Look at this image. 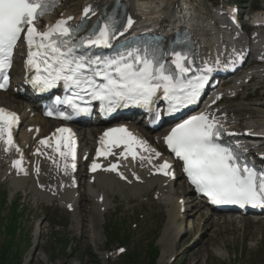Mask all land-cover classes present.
<instances>
[{"label": "snow or ice", "instance_id": "6c2138e0", "mask_svg": "<svg viewBox=\"0 0 264 264\" xmlns=\"http://www.w3.org/2000/svg\"><path fill=\"white\" fill-rule=\"evenodd\" d=\"M48 10L49 0H0V70L10 67L13 49L21 39V34L25 33L24 39L28 46L27 63L33 65L35 58L39 57L47 73L44 78L34 79L33 86L49 88L56 82L63 81L68 87L75 86L82 88L83 91L92 89L93 95L102 100L109 99L114 103L134 101L141 106L149 105L161 87L166 99L175 92L177 84L172 76L164 73V65L157 66L147 57H137L132 63L127 62L123 57L120 60L108 62V68L111 71L94 72V76L106 81V83L97 84L94 78L89 77L88 72L91 64H100L99 58L91 61L74 53L75 49L84 43L99 46L100 39L89 38L81 41V44H73L70 38L71 30L66 26V21H58L46 32L38 31L34 22ZM89 11L90 9H85V14ZM132 23L133 21L129 19L128 24ZM106 29L107 26L101 31V37L107 35ZM172 55L174 56L172 62L176 68L181 72L188 71L184 63L187 56L179 52ZM36 67L39 69L40 64L37 63ZM7 80L8 77L5 76L4 83H0V89L5 88ZM199 86H202V82ZM197 95L198 88L189 94L187 100L189 102L195 100ZM15 121V114L0 109V137L7 131L6 143H11L10 128ZM58 131L70 130L59 129ZM114 133H123L125 137L135 140L125 128L111 129L104 135L112 136ZM219 136L220 131L216 128L214 121L210 120L206 114H201L173 128L165 138V142L168 148L183 160L184 172L187 173L191 183L213 203L240 204L241 206L264 205V174L258 175L246 164L239 163L232 149L216 142ZM66 146L69 149L68 154H71V144ZM102 154L105 153L97 152V155ZM61 155L65 153L61 152ZM19 164L20 161L14 162V165ZM97 167L98 165L93 163L92 169L95 170ZM169 167L170 165L164 162L159 170L164 172ZM115 169L116 165H112L111 170Z\"/></svg>", "mask_w": 264, "mask_h": 264}, {"label": "rangeland", "instance_id": "374dc122", "mask_svg": "<svg viewBox=\"0 0 264 264\" xmlns=\"http://www.w3.org/2000/svg\"><path fill=\"white\" fill-rule=\"evenodd\" d=\"M63 1L66 2V5L72 4L73 6L77 7L79 6V2L81 0ZM202 7L205 8V12L207 13V15H209V10L208 8H206V1L203 2V5H201V2L198 3V9H202ZM246 10L247 8H245V11ZM5 96L7 95L3 94L1 95V98H5ZM261 101L263 102L264 99H262ZM9 103H12L14 106L12 100H9ZM5 188H7L9 192H11L7 184H5L4 186L0 184L1 190H4ZM128 195L129 193L126 192V196ZM13 199H15V203L20 209L21 216L19 217V226L26 234V236L31 234V230L29 229L34 227L38 222L37 216H39L41 220L45 219L46 221H57L61 224L65 223V216L61 211L51 213L48 211L40 210V205L34 206L30 203L32 202L30 199H25L20 195H15ZM116 204L120 205V207H117L115 211L116 213L112 215L111 213L108 214L107 219L109 220L117 217L122 221H125L126 225L122 226V228L124 230V233L129 234L130 236V242L125 245L126 252H138L137 248H141L143 245L142 241L147 240L154 233L157 228L158 222L160 221L161 226L162 223H164L165 208L163 207L162 209H159L156 207H152L151 210L153 212H148L144 219H139L138 215L143 214V210L145 209L144 206H148V204L141 207H136L135 210H131L130 212H126L127 206L125 207V198L116 199ZM7 213V208L3 209L2 215L4 217ZM152 213H154V215H152ZM9 219L10 224L6 228L5 232L7 235L11 234L12 230V214L9 216ZM43 224L46 226V228L45 230H42L41 239L37 241V245L42 246L41 248H34L35 242L33 239H29L28 244H25L23 241L19 242V250L21 251L23 261L26 262V264H66L67 262H69L70 264H119L122 259L121 257H119L113 262L103 261V251L114 249L118 244L116 242L113 243L112 241V243L110 244L111 246L107 247L103 236L98 237L97 235L98 239L96 238V241L99 244L97 246L91 238V235L88 238H84L80 241L77 236L75 237V234H77V232H70L69 229L65 226H59L57 232L50 233V229L49 227H47L48 223L44 222ZM261 227L263 228L261 224H256L253 226L247 225L245 230H238L234 234L230 230H225L222 232L219 229H216L215 226H213V228L217 231L211 232L212 228L208 230L206 226H203L201 229L202 237L199 239L197 237V240L194 239L196 232H194L193 234H187L183 239V233L186 232V230H182L183 233H181V237L178 236L177 238L180 240L179 242H181V240L183 239L182 245L180 243L181 249L187 248L193 240L194 244L188 247V250L185 253V260L184 254H181L182 251H180V255L177 256V259L173 264H184L187 259H196L199 263L202 264L203 262L204 264H264V235L261 234ZM189 230H191V228ZM2 237L3 235L0 234V243L2 242ZM223 240L227 243V248L223 243ZM69 244H72V247L73 249L75 248V250H67V246ZM156 244L159 245L160 249V255L157 258L156 264H166V261L164 260L165 256L163 257L161 254V252L164 251V246H162V244L158 241L156 242ZM173 245L177 247L176 239L175 242L170 245L175 251ZM202 247L206 250L202 251ZM173 249L170 253H173ZM217 250H219V252L223 254L222 258L220 256V258L216 256L215 252ZM33 251L35 252V255L39 256V259H41L42 263L40 261L37 262L34 255L32 256L33 260L30 258V253H32ZM176 251L178 252L179 250L177 249ZM189 254H191L190 258H188ZM166 255L168 256V252L166 253ZM201 257L204 259V261H202ZM161 258L162 261H160ZM43 260H45V262H43Z\"/></svg>", "mask_w": 264, "mask_h": 264}, {"label": "bare ground", "instance_id": "6f19581e", "mask_svg": "<svg viewBox=\"0 0 264 264\" xmlns=\"http://www.w3.org/2000/svg\"><path fill=\"white\" fill-rule=\"evenodd\" d=\"M107 1H109V0H84V2L81 4V8H79L78 10L73 9L69 6H65V7L62 6V12H63L65 17H67L69 15V16L74 18V17H76V15L81 13V9H83L84 7H86L88 5H92V6H98V8L101 9L102 5L105 4ZM121 2L125 3L128 12H130L132 14L137 12V10L134 9V0H122ZM141 8L142 7H140V12H138L137 15L133 16L134 25L136 27V30L140 29V28H137L138 25H140L143 22H149L151 20V18L149 17V13L148 12L145 13V11H147V9H149L150 7L147 6L146 9H141ZM97 11H99V10L97 9ZM160 11H162V8L159 9V12ZM150 12L154 13V10H150ZM189 29L193 33V35L196 37V39L198 40V43L201 46H213L215 44V42H216V38L214 37L215 32H213L212 29L210 30V32H208V31L202 30L200 27H194V25H190ZM251 41H252V46L254 49L252 56L264 58V38H262L259 42L257 40H255L254 38ZM19 52L20 51H18L17 56H18ZM20 62H21V60H18L15 58L16 68L20 67ZM249 71H250L251 76H255L258 78H263V76H264V67L256 66V67L250 69ZM242 79H243V77H242ZM14 83H19V79H17L15 77ZM236 88H238V86H235V89ZM1 95H3V94H0V106H4L7 108L14 109V110L18 111L23 117L25 125H24V128L18 134V139L22 142V144H26L27 142L30 141V135H31V130L29 127L30 125H36L37 124L40 126V135L39 136L45 135L46 133H48L50 131L49 129L52 128V125H49L48 127H46V124L43 122V120H40V116H39L38 112L32 110L34 112V114H33V116L29 117V115L31 114V111L27 110V107L25 105H23L22 107L17 106V108H16L13 106L12 103H9L8 96H5V98H1ZM240 106H244L245 108H250V111H251V112H249L250 115H245L243 117V121H244V123L242 124L243 126L251 127V128H255V129L256 128L264 129V103H260V104L254 103V105H252L251 107H249L248 105L239 104V105H236V108H226V110L230 116V119L232 120L233 125L238 124V122L240 120L237 117V113H238ZM82 141L84 142V146H88L89 136H83ZM2 159H3V156L1 155V151H0V180L3 179V176L5 175V171H6V168L3 167L4 163H3ZM4 180H6V179H4ZM11 180L12 181H11L10 187H12V189H14V190L23 189L25 184H26L25 179H11ZM173 185L174 184L170 183V185L168 184L166 186L168 192L170 191V188ZM32 188H30L31 189L30 198L32 200H34V201L40 200L42 202L50 200L42 190H35V189L32 190ZM143 189H147V186H143L141 190H143ZM84 192L85 193H83L82 195L80 194L78 202L80 203V201H81L80 199H85V200L89 201V204H88L89 206L87 207V209L84 208L83 206H80L78 212L75 214H72V216L74 217L76 222L80 224V229L82 231L81 237L86 236L87 232H88V230L86 229L87 225L85 224V222H88L90 220L91 224L94 226L95 229H99V227H100L99 217L102 218L103 214L102 215L100 214L98 216L97 213L99 212L100 207H102L104 205L107 206L109 203H108V200H105V198H104L101 204H97L96 200H97L99 194L104 195L103 192L115 193V192H117V189L115 188L114 183L111 181L110 178H107L104 176H97L94 183L92 185H90V188L85 189ZM185 193H186V190L184 189L182 194L185 195ZM63 198H64V200H66V202H70V201H72V194L65 193L63 195ZM165 201H166L165 205L167 206V217H166V222H165L164 228H163L162 233H161V239L164 242L165 246H170L171 244H173L175 242V239H176L177 247L180 248L181 242H179V240L177 238H178V236L181 235V233H183V232H181L183 230L182 226H183V223H185L186 221L184 220L181 222H177L178 221L177 218L180 216L178 214H176V211H175L176 197L170 198V195L169 196L167 195ZM188 207H190L192 209V211H191L192 214H190V217H192L194 219L193 220L194 224L192 223L190 225V228H191L190 231H193V230L198 231L200 228V221H202V220H200V217H201L200 211L202 208V203L193 201L189 204ZM185 216H187V213L185 214ZM188 217H189V215H188ZM220 219L223 220V223H231L232 222V218L229 219L228 222H226L225 219L218 217V220H220ZM237 223H240V221H237ZM232 233L235 234L236 230L233 229ZM183 234H185V232ZM94 237H95V240H97L96 239L97 234H95ZM173 246L175 248V245H173ZM171 254H173V253H170L167 256V259H169L171 256L175 255V254H173V255H171ZM215 254L217 256H220L221 258L223 257V254L221 252H219V250H217L215 252ZM190 256H191V254H189L188 258H190ZM36 258H38V257H36ZM39 260L41 262V259H38V261ZM66 264H70V263L67 262ZM184 264H202V263H199L196 259L195 260L187 259Z\"/></svg>", "mask_w": 264, "mask_h": 264}, {"label": "trees", "instance_id": "16d2710c", "mask_svg": "<svg viewBox=\"0 0 264 264\" xmlns=\"http://www.w3.org/2000/svg\"><path fill=\"white\" fill-rule=\"evenodd\" d=\"M7 250H4L3 252L1 253H6ZM1 258H0V264H1ZM135 264H153V257L149 258V260H137V262Z\"/></svg>", "mask_w": 264, "mask_h": 264}]
</instances>
